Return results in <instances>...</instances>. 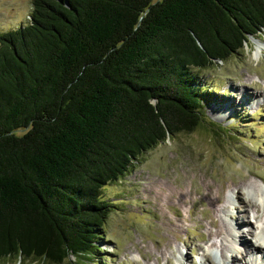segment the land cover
<instances>
[{"label":"trees","instance_id":"16d2710c","mask_svg":"<svg viewBox=\"0 0 264 264\" xmlns=\"http://www.w3.org/2000/svg\"><path fill=\"white\" fill-rule=\"evenodd\" d=\"M30 5L27 23L0 32V261L67 264L98 248L100 188L204 125L192 70L264 29V0Z\"/></svg>","mask_w":264,"mask_h":264},{"label":"rangeland","instance_id":"374dc122","mask_svg":"<svg viewBox=\"0 0 264 264\" xmlns=\"http://www.w3.org/2000/svg\"><path fill=\"white\" fill-rule=\"evenodd\" d=\"M30 10V0H0V32L27 23ZM192 71L206 89L204 125L157 143L100 188L108 213L98 248L67 264H230L241 248L235 232L253 245L264 237V29L225 61ZM256 253L264 255L253 248L243 264Z\"/></svg>","mask_w":264,"mask_h":264},{"label":"bare ground","instance_id":"6f19581e","mask_svg":"<svg viewBox=\"0 0 264 264\" xmlns=\"http://www.w3.org/2000/svg\"><path fill=\"white\" fill-rule=\"evenodd\" d=\"M245 92L242 90V93ZM246 93V92H245ZM248 96V95H247ZM183 196V199H185V196L182 194ZM243 202V205H244V201L241 200V203ZM264 204V203H263ZM246 205V204H245ZM264 206V205H263ZM253 207L255 208H258L259 206L253 204ZM259 210V209H257ZM210 223L213 225V226H218L214 221L213 219L211 220L210 219ZM217 232H221V230L218 228L217 229ZM232 236V234H231ZM259 238L258 243L256 242L255 245L251 244L249 241H247L246 239L244 238H240V233H237L235 232V234H233V237L235 238V240L237 241V244H239L241 246V250L240 249H235L236 251H232L231 253H229L228 257L230 259V264H243L245 261H246V256L247 254L249 253V250L252 251V249L256 248L257 251H263L264 252V237L263 235H257ZM211 245L214 244V241H209ZM238 253V254H237ZM182 258H184V256L181 254L180 255ZM248 257V256H247ZM259 257L258 256H255V259ZM239 260V261H238ZM165 262H169L168 260H166ZM253 264H264V255H261L260 257V260H257L255 261V263Z\"/></svg>","mask_w":264,"mask_h":264}]
</instances>
